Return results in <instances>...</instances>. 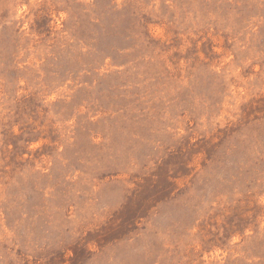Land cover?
<instances>
[{
  "label": "rangeland",
  "instance_id": "rangeland-1",
  "mask_svg": "<svg viewBox=\"0 0 264 264\" xmlns=\"http://www.w3.org/2000/svg\"><path fill=\"white\" fill-rule=\"evenodd\" d=\"M0 264H264V0H0Z\"/></svg>",
  "mask_w": 264,
  "mask_h": 264
}]
</instances>
